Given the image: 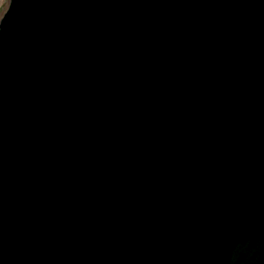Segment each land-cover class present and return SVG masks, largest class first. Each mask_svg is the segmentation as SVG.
<instances>
[{
    "label": "water",
    "instance_id": "1",
    "mask_svg": "<svg viewBox=\"0 0 264 264\" xmlns=\"http://www.w3.org/2000/svg\"><path fill=\"white\" fill-rule=\"evenodd\" d=\"M0 264H264V0H10Z\"/></svg>",
    "mask_w": 264,
    "mask_h": 264
},
{
    "label": "rangeland",
    "instance_id": "2",
    "mask_svg": "<svg viewBox=\"0 0 264 264\" xmlns=\"http://www.w3.org/2000/svg\"><path fill=\"white\" fill-rule=\"evenodd\" d=\"M10 0H0V21L9 6Z\"/></svg>",
    "mask_w": 264,
    "mask_h": 264
}]
</instances>
